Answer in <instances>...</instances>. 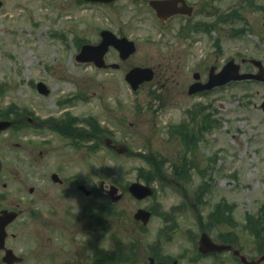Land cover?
Here are the masks:
<instances>
[{
  "label": "rangeland",
  "instance_id": "1",
  "mask_svg": "<svg viewBox=\"0 0 264 264\" xmlns=\"http://www.w3.org/2000/svg\"><path fill=\"white\" fill-rule=\"evenodd\" d=\"M0 2V116L6 112L8 119L23 117L41 123L36 127L25 121L29 125L6 130V165L17 167L26 185L37 186L40 181L39 170L30 163L37 159L40 137L53 135L49 139L54 140L52 144L56 142L48 124L64 122L71 116L83 125L97 123L130 152L157 159L153 164L140 157L117 156L101 146L82 161L75 151L71 162L74 179L88 189L103 180L126 193L129 184L156 177L154 165L166 174L177 172L184 177L183 183L179 182L180 191L166 183L160 187L156 184L155 201L123 199V218L130 219L137 208L157 201L164 209L179 206L185 192L190 205L176 218L196 217L191 205L197 201L192 207L200 212L199 218L220 219L211 232L213 236L231 232L246 251L254 246L264 249V82H233L205 93L187 94L194 81L192 69L200 73L199 81H205L208 73L218 72L230 60L239 64L242 73L259 71L243 60L260 61L264 69V0H217L213 2V16L199 14L195 30L184 34L177 33L175 26L162 27L149 12L135 18L113 7L105 9L79 0ZM103 29L135 43L136 52L126 60L112 50L106 55L105 61L117 64L118 69L100 70L75 59L81 44L99 42ZM172 49L181 54L182 81L168 83V89L156 94L151 93L157 89L152 83L133 92L125 75L134 67L161 61ZM38 83L47 87V94L37 91ZM171 92V96H164ZM192 112L197 116L192 117ZM179 124L177 131H196L192 146L180 143L177 131L172 133ZM16 144L26 148H15ZM6 181L10 194L24 188L18 178L6 176ZM95 200L92 207L96 210L91 207V214L104 202L100 197ZM22 222L19 219L17 225ZM32 222L26 221L23 231L13 228L18 233L14 249L26 254L25 264L35 263ZM185 223H180L179 234L184 233ZM91 231L89 250L93 251L98 249L97 223L92 224ZM227 264L236 263L231 259Z\"/></svg>",
  "mask_w": 264,
  "mask_h": 264
},
{
  "label": "flooded vegetation",
  "instance_id": "2",
  "mask_svg": "<svg viewBox=\"0 0 264 264\" xmlns=\"http://www.w3.org/2000/svg\"><path fill=\"white\" fill-rule=\"evenodd\" d=\"M152 1H167L169 3L167 9L175 14L165 17L166 20L159 19ZM215 1L217 0H117L109 3H87L79 0L81 4L98 5L105 9L113 7L119 13L135 18L149 12L150 16L153 15L157 18L162 27L172 28L175 26L179 34H184L187 30H195L194 28L199 24L197 20L199 14L206 13L212 17L213 9H215L213 2ZM118 6L119 8H116ZM91 45H96V42ZM111 50L119 57V53L109 47L104 54V61ZM190 54L193 59L191 52ZM180 57L181 54L178 53V50L172 49L166 52L161 61L143 66L151 69L153 73V79L147 83L148 85L152 83L153 87H157L156 90H152V94L168 89V83L182 81V77H180L182 60ZM187 61H190L188 57ZM190 72L194 79L192 83H194L196 77L197 80L199 79L200 73L197 69H192ZM171 94L172 92L164 96L169 97ZM191 116L194 115L191 114ZM23 120V117L19 118L12 126L17 129L28 124L21 123ZM84 121L86 122V120ZM29 124L36 127L41 125L38 122ZM181 124L175 126L172 133ZM48 126L53 129L56 142L52 144L54 140L49 139L53 135L43 134L40 137L37 159L33 158L30 162L39 170L37 174L40 176V181L37 186L26 185L25 180L20 178L21 172L18 168H10L6 165V129L0 132V241L1 237H4L2 247L0 246V264H25L27 262L26 254L22 250L16 251L13 244L18 234L13 231V228L18 227V231H23L26 221H33L31 224H33L36 234L34 264H227L231 259L236 264H240L239 258L234 255L236 251L254 262L264 256V249L257 248V246L248 251L243 249L231 232H227L223 236H213L211 232L218 227L219 218L214 216L207 220L199 218L201 217L200 212H196L192 207L198 205L197 201L191 205L196 217L183 219L184 217L181 216L182 219L176 218L179 212L190 205L186 203L187 194L185 192L181 195L184 197V201L179 206L164 209L157 201L156 204L154 202L149 207L143 208L150 213L146 224L134 218L135 212L142 207L135 210L132 218H123L121 210L123 199L129 198L141 202L128 192V186L124 193V190L113 184L117 189L115 197L120 196L113 201L114 195L111 196L108 193V186L112 183L107 184L101 180L96 188L88 189L79 180L74 179L73 165L71 164L75 151L84 161L90 152H95L97 149L100 151L101 146L110 149L117 156L121 155L118 154V149L113 147L121 143L114 142L111 133L102 129L97 123L88 122L83 125L78 120L73 122L72 119L65 117L64 122H55ZM13 127L12 129H14ZM171 129L173 128L171 127ZM179 136L181 137L182 134ZM195 137L196 131L189 130V132L186 131L182 139L180 138L179 142L192 145L196 140ZM14 147L26 148L20 147V144H16ZM126 155L140 157L153 164L157 161L154 156L148 154L139 155L129 151ZM64 158L68 159L66 163L63 162ZM153 167L155 168L153 174L156 177L143 180L144 184L151 186L153 190V195L147 198L148 200H156V188L160 187L161 183L172 185L177 191L182 189L180 183H183L184 177H180L177 172L166 174L157 165ZM42 172L45 175H42ZM46 174H48V182ZM6 176L18 178L19 183L24 186L21 192L9 193ZM177 178H180V181H177ZM156 179L158 182L155 181ZM25 194H28L27 197L24 196ZM96 197L104 198V202L99 201V211L91 214L93 202L97 201ZM92 209L96 210V207H92ZM19 219L24 222L17 225ZM153 220L155 224L151 226ZM182 222H186V228L184 226V233L179 234L181 231L179 225ZM94 223H97L99 231L97 242H95L98 244V249L91 251L89 250L90 235ZM124 224L135 228H125ZM148 231H151L152 234H141ZM204 234L210 239L208 246L203 244ZM212 243L230 246L231 250L219 252ZM10 252L14 259L5 261L6 253Z\"/></svg>",
  "mask_w": 264,
  "mask_h": 264
},
{
  "label": "water",
  "instance_id": "3",
  "mask_svg": "<svg viewBox=\"0 0 264 264\" xmlns=\"http://www.w3.org/2000/svg\"><path fill=\"white\" fill-rule=\"evenodd\" d=\"M87 1H113V0H87ZM2 3L0 2V7ZM152 5L156 9L157 15L159 17L165 18L171 13L167 8L169 3L167 1L162 2H152ZM102 42L98 46H90V45H84L82 46L80 52L76 56V60L79 62H93L97 68H117V65L112 64L110 66H106L104 63L103 57L106 53L109 46H113L116 49H118L121 53V58L126 59L131 53L134 52V46L133 43L130 41H127L125 38L117 39L114 35L103 31L101 33ZM251 64L254 66H257L259 68V71L256 74H240V66L235 64L233 60L226 63V65L223 66L221 71L218 74H214L212 71L208 75V81L203 84L200 82H196L192 84L188 89V94L192 95L197 92L207 91L211 90L212 88L216 86H223L226 83H229L231 81H241V80H256L264 82V69L261 66L260 61L257 60H249ZM152 79V71L149 68H134L130 70L126 76L125 80L129 83L132 90H136L138 86L143 83L150 81ZM37 90L40 93L47 94L48 90L42 83L37 84ZM262 109L264 111V104H262ZM11 125V122H4L0 121V131L7 129ZM119 153H125L126 148L125 146H121V149L118 150ZM117 189L113 186L110 187V190H108V193L112 196L114 193H116ZM128 191L134 196L137 200H142L147 197H150L152 195V189L147 186L143 185L141 183H132L128 187ZM120 196L113 197L112 200L115 201ZM134 218L137 220L142 221V223L146 224L150 218V213L148 211H145L143 209L137 210V212L134 215ZM203 238V244H206L208 246V241L210 240L207 238L206 234ZM3 236L1 237L0 246L2 245ZM2 247V246H1ZM215 249H217L219 252L231 249L230 246H224V245H214ZM237 255L241 261L242 264H261L264 262V256L260 257L258 260L254 261H247L246 257L239 255V253L236 251L234 253ZM14 259L12 253H6L4 260H12Z\"/></svg>",
  "mask_w": 264,
  "mask_h": 264
},
{
  "label": "trees",
  "instance_id": "4",
  "mask_svg": "<svg viewBox=\"0 0 264 264\" xmlns=\"http://www.w3.org/2000/svg\"><path fill=\"white\" fill-rule=\"evenodd\" d=\"M206 121V119H203V122H205Z\"/></svg>",
  "mask_w": 264,
  "mask_h": 264
}]
</instances>
